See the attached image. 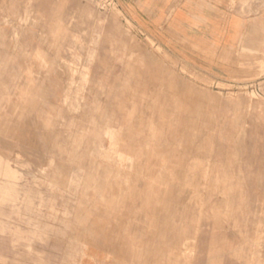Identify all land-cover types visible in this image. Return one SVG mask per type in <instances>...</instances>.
Masks as SVG:
<instances>
[{
    "label": "rangeland",
    "instance_id": "rangeland-1",
    "mask_svg": "<svg viewBox=\"0 0 264 264\" xmlns=\"http://www.w3.org/2000/svg\"><path fill=\"white\" fill-rule=\"evenodd\" d=\"M127 4L0 0V264H264V0Z\"/></svg>",
    "mask_w": 264,
    "mask_h": 264
},
{
    "label": "crops",
    "instance_id": "crops-1",
    "mask_svg": "<svg viewBox=\"0 0 264 264\" xmlns=\"http://www.w3.org/2000/svg\"><path fill=\"white\" fill-rule=\"evenodd\" d=\"M121 1L126 4V7L128 5L127 3H136L139 13H143V18L146 16L145 12L149 11L151 13L150 19H153L154 24L160 23L161 25H165L171 32L183 36L188 40L193 39V37L196 39V34H202L203 36H212L211 34H214L219 36L220 32H222V39H227V43L231 44L236 41V35L242 33V30L248 26V24H245L247 19L245 22L242 15L227 11L224 5L225 0ZM218 26L220 29L215 32ZM221 28L223 29L221 30ZM249 30L252 32V25H250ZM4 36L5 27L0 16V41H2L3 46L6 45ZM40 144L46 145L47 142L46 144Z\"/></svg>",
    "mask_w": 264,
    "mask_h": 264
},
{
    "label": "bare ground",
    "instance_id": "bare-ground-1",
    "mask_svg": "<svg viewBox=\"0 0 264 264\" xmlns=\"http://www.w3.org/2000/svg\"><path fill=\"white\" fill-rule=\"evenodd\" d=\"M21 114H22V113H21ZM40 135H41V134H40ZM47 136H48V135H47ZM47 136H46V137H47ZM40 137H41V136H40ZM50 137H51V136H50ZM43 139H44V138H43ZM43 139H42V141H43ZM45 144H46V143H45Z\"/></svg>",
    "mask_w": 264,
    "mask_h": 264
}]
</instances>
